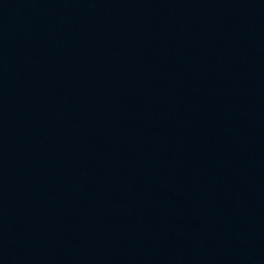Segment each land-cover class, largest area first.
I'll use <instances>...</instances> for the list:
<instances>
[{"label":"water","instance_id":"obj_1","mask_svg":"<svg viewBox=\"0 0 264 264\" xmlns=\"http://www.w3.org/2000/svg\"><path fill=\"white\" fill-rule=\"evenodd\" d=\"M0 264H264V0H0Z\"/></svg>","mask_w":264,"mask_h":264}]
</instances>
